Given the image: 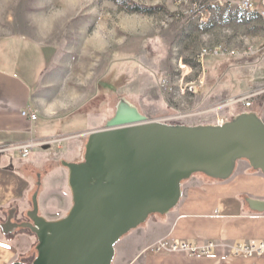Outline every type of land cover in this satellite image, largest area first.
<instances>
[{"label":"crops","instance_id":"1","mask_svg":"<svg viewBox=\"0 0 264 264\" xmlns=\"http://www.w3.org/2000/svg\"><path fill=\"white\" fill-rule=\"evenodd\" d=\"M256 39L254 50L247 53L248 60L254 61L250 66L239 65L244 58L231 56L247 81L244 91L234 95L264 92V43L260 35ZM93 78L82 94L69 86L61 89L50 71L48 51L40 42L22 34L0 36V223L13 208L18 218L25 216L36 190L39 210L49 220L63 216L71 206V196L65 191L67 170L60 162L76 161L83 154L87 134L102 128L101 123L110 116L104 99L97 111L91 105L95 101ZM202 80L198 78L195 90L206 95L207 82ZM23 110L37 118L30 120L21 114ZM248 110L264 121V99L250 108H230L229 114ZM27 143L32 144L31 151L22 157L15 147ZM246 198L264 199V175L245 160L236 163L227 180L195 174L182 183V196L168 214L150 216L120 239L112 264H264V256L230 254L237 244L264 241V212L250 210ZM162 238L213 242L215 248L204 256L151 253L148 248ZM35 245L36 238L27 229L7 236L0 230V264L29 263Z\"/></svg>","mask_w":264,"mask_h":264},{"label":"rangeland","instance_id":"2","mask_svg":"<svg viewBox=\"0 0 264 264\" xmlns=\"http://www.w3.org/2000/svg\"><path fill=\"white\" fill-rule=\"evenodd\" d=\"M232 2L231 8L217 10L209 22L200 23L181 15L189 4L180 0H0V36L22 34L40 42L61 89L69 86L82 94L94 77L91 105L97 111L104 99L109 117L122 96L150 120L204 111L213 115L219 105L238 96L232 93L244 91L247 81L234 58L202 51L236 49L244 58L239 65L250 66L254 61L247 53L261 34L258 13L243 11L239 0ZM250 2L257 12L264 5V0ZM129 5L149 10L131 12ZM199 77L207 82L206 95L195 90ZM263 99L262 91L253 104ZM236 107L223 110L229 114ZM65 191L70 194L66 183Z\"/></svg>","mask_w":264,"mask_h":264},{"label":"water","instance_id":"3","mask_svg":"<svg viewBox=\"0 0 264 264\" xmlns=\"http://www.w3.org/2000/svg\"><path fill=\"white\" fill-rule=\"evenodd\" d=\"M240 160L264 175V121L256 112H239L222 125L166 123L122 96L103 127L87 134L81 160L60 162L71 196L67 212L41 216L36 190L28 220L13 221V208L0 223L5 236L27 229L36 238L34 258L11 264H112L116 243L150 216L168 214L184 181L195 174L227 180ZM245 201L264 212V199Z\"/></svg>","mask_w":264,"mask_h":264},{"label":"built area","instance_id":"4","mask_svg":"<svg viewBox=\"0 0 264 264\" xmlns=\"http://www.w3.org/2000/svg\"><path fill=\"white\" fill-rule=\"evenodd\" d=\"M182 3H188L189 7L181 12V15L196 19L200 23H207L211 20L213 14L218 10L229 9L232 7V0H180ZM238 5L243 11H253V4L250 0H239ZM261 18L260 24V39L264 43V5L257 12ZM250 49H252L250 47ZM251 51V50H250ZM213 55L224 56L229 55L232 57H239L241 54L236 49H228L221 46L214 48L213 51L203 50V54L211 53ZM193 90V86L189 88ZM262 94L261 91H250L249 93L243 94L241 96L235 97L225 104L218 106V113L210 115L204 112L191 113L187 115H178L164 119L162 122L166 123H176L185 125H197V124H217L222 125L224 122L231 118L230 114L226 113L225 108L227 106H238L241 105L244 108H250L253 104V100ZM220 110V111H219ZM23 116H28L30 120H35L37 118L36 114L33 112H28V110H23L21 112ZM188 119L194 120V123L188 122ZM32 144L27 143L15 147L22 157H26L31 151ZM215 248L213 242H208L206 244L191 243L187 241H179L175 239L162 238L154 242L148 249L151 253L157 254L162 252L167 253H182L191 256H204L210 254ZM231 255L243 256L247 258H255L264 256V241L255 243H240L233 246L230 249Z\"/></svg>","mask_w":264,"mask_h":264},{"label":"trees","instance_id":"5","mask_svg":"<svg viewBox=\"0 0 264 264\" xmlns=\"http://www.w3.org/2000/svg\"><path fill=\"white\" fill-rule=\"evenodd\" d=\"M128 9L131 12H137V13H145L146 11L149 10L147 8H141L139 5H129Z\"/></svg>","mask_w":264,"mask_h":264},{"label":"flooded vegetation","instance_id":"6","mask_svg":"<svg viewBox=\"0 0 264 264\" xmlns=\"http://www.w3.org/2000/svg\"><path fill=\"white\" fill-rule=\"evenodd\" d=\"M26 220H28L27 218H26V216H23L22 218H18L16 215H15V219L13 220V221H16V222H22V221H26Z\"/></svg>","mask_w":264,"mask_h":264}]
</instances>
